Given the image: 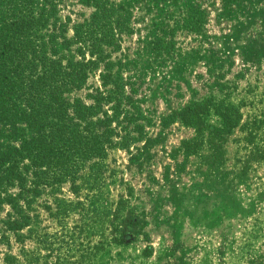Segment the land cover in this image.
<instances>
[{
    "label": "rangeland",
    "instance_id": "374dc122",
    "mask_svg": "<svg viewBox=\"0 0 264 264\" xmlns=\"http://www.w3.org/2000/svg\"><path fill=\"white\" fill-rule=\"evenodd\" d=\"M49 1L48 54L80 60L94 5ZM105 1L128 18L118 46L64 97L74 118L94 106L81 122L112 142L74 181L36 186L23 160L25 180L0 184V264H264V0Z\"/></svg>",
    "mask_w": 264,
    "mask_h": 264
},
{
    "label": "trees",
    "instance_id": "16d2710c",
    "mask_svg": "<svg viewBox=\"0 0 264 264\" xmlns=\"http://www.w3.org/2000/svg\"><path fill=\"white\" fill-rule=\"evenodd\" d=\"M88 1L95 10L88 21L75 27L73 37L81 59L63 63L48 54L40 33L53 2L0 0V184L25 180L20 170L23 160L33 167L36 186L74 181L86 161L103 157L112 142L114 129L110 125L102 126V121L82 124L86 116L95 114L94 106L78 105L74 118L64 97L86 80L89 69L105 61L104 47L118 46L117 32L128 21L117 12L121 6L108 5L105 0ZM222 1L224 10L230 12L234 0ZM105 67L111 68V63ZM121 88L115 82L116 93ZM206 104L186 107L179 116L192 124ZM219 112L227 131L238 124L227 109ZM2 200L17 208V197ZM28 219L23 216L14 228L25 225Z\"/></svg>",
    "mask_w": 264,
    "mask_h": 264
}]
</instances>
